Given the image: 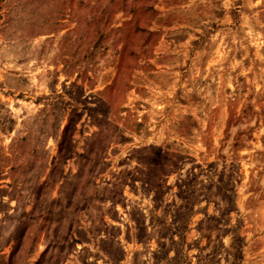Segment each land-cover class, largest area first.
I'll return each instance as SVG.
<instances>
[{
    "label": "rangeland",
    "instance_id": "374dc122",
    "mask_svg": "<svg viewBox=\"0 0 264 264\" xmlns=\"http://www.w3.org/2000/svg\"><path fill=\"white\" fill-rule=\"evenodd\" d=\"M0 264H264V0H0Z\"/></svg>",
    "mask_w": 264,
    "mask_h": 264
}]
</instances>
